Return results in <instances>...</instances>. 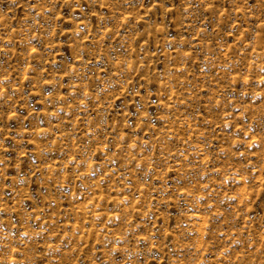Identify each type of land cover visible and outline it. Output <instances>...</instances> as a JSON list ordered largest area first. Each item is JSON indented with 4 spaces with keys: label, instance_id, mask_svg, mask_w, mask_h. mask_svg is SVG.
Returning <instances> with one entry per match:
<instances>
[{
    "label": "rangeland",
    "instance_id": "1",
    "mask_svg": "<svg viewBox=\"0 0 264 264\" xmlns=\"http://www.w3.org/2000/svg\"><path fill=\"white\" fill-rule=\"evenodd\" d=\"M0 264H264V0H0Z\"/></svg>",
    "mask_w": 264,
    "mask_h": 264
}]
</instances>
